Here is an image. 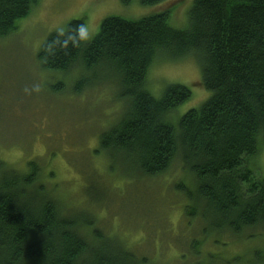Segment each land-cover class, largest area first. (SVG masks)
<instances>
[{
	"label": "trees",
	"instance_id": "16d2710c",
	"mask_svg": "<svg viewBox=\"0 0 264 264\" xmlns=\"http://www.w3.org/2000/svg\"><path fill=\"white\" fill-rule=\"evenodd\" d=\"M38 1L0 0V38L15 31ZM86 28L83 19L70 21L48 37L38 58L46 71L68 75L81 68L90 74L85 87L74 88L77 94L117 81L120 116L100 135L94 153L107 152L112 167L121 161L126 173L138 178L163 176L179 162L190 177L176 186L190 205L184 215L199 210L207 232L221 238L264 235V177H255L250 167L264 141V0H195L186 30L170 26L168 11L139 20L105 18L89 43L83 38ZM159 57L194 58L204 88L212 92L175 124L172 115L191 91L171 85L162 99L147 91L148 71ZM101 73L111 76L100 80ZM38 161L32 158L20 171L0 160V264H151V258L96 226L95 214L71 211L48 187L51 172Z\"/></svg>",
	"mask_w": 264,
	"mask_h": 264
},
{
	"label": "rangeland",
	"instance_id": "374dc122",
	"mask_svg": "<svg viewBox=\"0 0 264 264\" xmlns=\"http://www.w3.org/2000/svg\"><path fill=\"white\" fill-rule=\"evenodd\" d=\"M194 1L143 6L141 0H130L128 5L122 0H39L15 31L0 38V160L20 171L32 158L44 163V172H51L45 180L55 196L71 211L95 214L96 226L117 235L139 256L151 258V264H224L239 255L241 259L231 264H260L264 235L252 240L221 238L207 232L210 226L199 210L184 215L190 205L176 186L190 177L179 162L163 176L138 178L127 174L121 161L112 167L107 152L94 153L100 135L120 116L117 81H102L96 91L88 88L77 94L74 88L85 87L83 79L88 81L90 74L81 68L68 75L46 71L38 58L48 37L63 32L72 20L85 21V43L94 39L105 18L113 16L139 20L168 11L170 26L186 30ZM101 75L100 80L111 76ZM171 85L191 91L190 100L173 113V124L212 96L203 86L201 67L194 58L154 61L147 74V91L160 99ZM259 148L250 164L257 178L264 177V141L259 140ZM218 238L224 241L216 244ZM196 249L199 254L189 251ZM255 251L259 257H254ZM207 253L218 254L219 259L210 260Z\"/></svg>",
	"mask_w": 264,
	"mask_h": 264
},
{
	"label": "clouds",
	"instance_id": "9594fccd",
	"mask_svg": "<svg viewBox=\"0 0 264 264\" xmlns=\"http://www.w3.org/2000/svg\"><path fill=\"white\" fill-rule=\"evenodd\" d=\"M83 38H86V37H83Z\"/></svg>",
	"mask_w": 264,
	"mask_h": 264
},
{
	"label": "bare ground",
	"instance_id": "6f19581e",
	"mask_svg": "<svg viewBox=\"0 0 264 264\" xmlns=\"http://www.w3.org/2000/svg\"><path fill=\"white\" fill-rule=\"evenodd\" d=\"M162 99V98H161Z\"/></svg>",
	"mask_w": 264,
	"mask_h": 264
}]
</instances>
